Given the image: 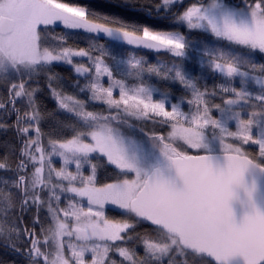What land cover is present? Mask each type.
Returning a JSON list of instances; mask_svg holds the SVG:
<instances>
[{"label": "snow or ice", "instance_id": "1", "mask_svg": "<svg viewBox=\"0 0 264 264\" xmlns=\"http://www.w3.org/2000/svg\"><path fill=\"white\" fill-rule=\"evenodd\" d=\"M116 7L0 0V264H264V0Z\"/></svg>", "mask_w": 264, "mask_h": 264}, {"label": "trees", "instance_id": "2", "mask_svg": "<svg viewBox=\"0 0 264 264\" xmlns=\"http://www.w3.org/2000/svg\"><path fill=\"white\" fill-rule=\"evenodd\" d=\"M65 2L86 4L91 8L99 10L103 13L128 15V13L124 9L116 7V3H119L120 0H65ZM138 19L144 22L150 21V18H146L143 16L138 17Z\"/></svg>", "mask_w": 264, "mask_h": 264}, {"label": "water", "instance_id": "3", "mask_svg": "<svg viewBox=\"0 0 264 264\" xmlns=\"http://www.w3.org/2000/svg\"><path fill=\"white\" fill-rule=\"evenodd\" d=\"M238 211H239V209H238Z\"/></svg>", "mask_w": 264, "mask_h": 264}]
</instances>
